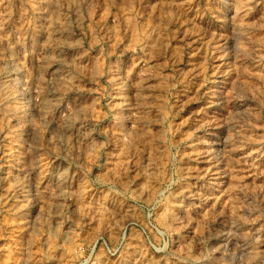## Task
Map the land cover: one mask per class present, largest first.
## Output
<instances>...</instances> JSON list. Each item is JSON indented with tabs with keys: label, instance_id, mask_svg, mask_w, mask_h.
<instances>
[{
	"label": "rangeland",
	"instance_id": "1",
	"mask_svg": "<svg viewBox=\"0 0 264 264\" xmlns=\"http://www.w3.org/2000/svg\"><path fill=\"white\" fill-rule=\"evenodd\" d=\"M0 264H264V0H0Z\"/></svg>",
	"mask_w": 264,
	"mask_h": 264
}]
</instances>
